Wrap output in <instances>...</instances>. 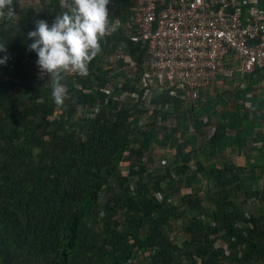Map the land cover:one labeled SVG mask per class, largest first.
<instances>
[{
    "label": "trees",
    "instance_id": "trees-1",
    "mask_svg": "<svg viewBox=\"0 0 264 264\" xmlns=\"http://www.w3.org/2000/svg\"><path fill=\"white\" fill-rule=\"evenodd\" d=\"M40 2L36 10L13 0L19 21L0 20V44L7 48L0 59L8 57L0 64V264H126L145 251L152 252L149 264H264V208H259V217L246 212L249 200L264 204V135L259 132L264 127V94L256 91L264 83L261 70L245 75L244 87H232L240 74L234 72L229 88L214 89L211 99L202 92L188 111L179 112L184 104L178 102L175 109H166L170 99L157 95L150 100L153 117L147 119L137 89L139 76L133 84L114 88L108 72L96 66L101 54L90 62L87 77L74 74L73 82L66 76L61 81L68 98L59 107V118L51 120L57 107L52 82L47 75L39 76L28 33L38 20L51 27L66 9L60 0ZM126 6L127 0H118L109 18L125 21ZM111 35L101 41V53L114 49L107 50ZM126 47L140 75L145 50L127 39ZM93 85H111L114 96L127 95L120 107L111 101L103 105L104 96ZM91 109H98L93 118L73 122L78 110ZM174 113L175 132L188 136L184 145L165 131ZM204 117L216 133L196 148L198 138L190 129L200 134ZM163 138L174 142L179 168L163 167L151 174L144 165L120 175L125 153L126 160L140 159ZM227 150L244 155L245 166L225 159ZM248 151L258 157L251 158ZM219 158L225 159L220 167L215 164ZM194 160L197 174L189 175L187 165ZM176 179L187 187L205 182L207 188L178 195L172 207L169 197L157 200L161 184ZM176 219H183L186 240L173 242L168 236L170 222ZM217 239L229 244L228 258L215 246Z\"/></svg>",
    "mask_w": 264,
    "mask_h": 264
},
{
    "label": "built area",
    "instance_id": "built-area-1",
    "mask_svg": "<svg viewBox=\"0 0 264 264\" xmlns=\"http://www.w3.org/2000/svg\"><path fill=\"white\" fill-rule=\"evenodd\" d=\"M117 1L109 0L108 11ZM124 12L125 21H111L118 24L114 32L121 31L145 50L137 89L147 119L153 117L150 100L157 95L170 99L166 109L175 102L194 106L200 93L219 78L264 70V0H127ZM122 58L133 66L129 56ZM113 90L101 92L117 103L125 99V92L111 97ZM157 124L162 125L160 118ZM164 151L171 152L169 147ZM216 247L229 255L228 244L218 241Z\"/></svg>",
    "mask_w": 264,
    "mask_h": 264
},
{
    "label": "clouds",
    "instance_id": "clouds-1",
    "mask_svg": "<svg viewBox=\"0 0 264 264\" xmlns=\"http://www.w3.org/2000/svg\"><path fill=\"white\" fill-rule=\"evenodd\" d=\"M60 4L66 11L56 15L51 27L45 20H38L35 24V30L28 33V38L34 41L29 48L38 56L36 63L39 68V76L43 79L47 75L51 80L52 98L57 107H62L68 98V89L61 83L65 75L75 74L80 77H87L89 75L88 66L90 62L102 51L101 41L111 35L118 27V24L113 23L109 18L107 8L109 0H60ZM12 5L13 0H0V20H14L16 18ZM6 51V45L0 44V52ZM7 59V56L0 59V64H6ZM73 87L79 90L77 86L74 85ZM108 87L112 88L111 85H106L99 89L93 88L94 91L97 90L98 93L104 96L103 105L111 101L107 95L101 92ZM114 88H117V85ZM207 89L203 92H206ZM83 93L88 94L90 92L84 91ZM111 97L115 98L118 96H114L112 93ZM105 101L106 103H104ZM114 103L120 107L122 101ZM175 108L176 106L171 109ZM246 108L248 109L249 107L246 106ZM97 112L98 109H93L91 116L87 119L93 118ZM175 140L177 144H185L180 134L176 136ZM159 147L163 154L174 155V161H176V146L174 142L171 143L168 139L163 138ZM167 147L170 148V153L164 151ZM188 152V150H185V153ZM125 154L127 156V153ZM161 162H164V165L160 164L162 168H169L165 159ZM191 163L187 165L189 169ZM178 166L180 167V164ZM175 182H177V179ZM148 252L152 255L151 251ZM230 254L231 248L228 256H225L223 252L225 258H228Z\"/></svg>",
    "mask_w": 264,
    "mask_h": 264
},
{
    "label": "rangeland",
    "instance_id": "rangeland-1",
    "mask_svg": "<svg viewBox=\"0 0 264 264\" xmlns=\"http://www.w3.org/2000/svg\"><path fill=\"white\" fill-rule=\"evenodd\" d=\"M45 2H47V0H42V4ZM24 4H29L28 7L34 8L36 10H38L41 7L40 0H27V1H25ZM111 12H112V10L108 11V13H111ZM18 19H19V17L17 16V18L14 19V22L19 21ZM121 36L123 37V39H120ZM111 37H112V41L108 45L107 50H110L111 46H113V45H114V49L109 51L108 54L101 53L103 51L102 50L98 54L99 56L101 54L102 55H101V58L98 59L96 66L98 67L100 72H108L107 76L109 77L110 82H112L116 85L117 84L123 85L126 82H130L131 84H133L134 81L136 80V78H138V76H139V71L137 69V64H136L135 60H133L129 56V53L127 52V47H124V44L126 45V37L122 34V32H119L116 35H111ZM121 45H122V48H120ZM125 56L130 57V59L132 60L133 66H130L129 64H127L123 61L122 57H125ZM260 73L262 75H264V70H261ZM73 75L74 74L65 75L68 79L72 78V80H68V83L73 82ZM116 85L114 87H116ZM93 87L95 88L96 85H93ZM225 87H226L225 84H223L219 87L209 88L210 92H205V97L209 98V99L214 98L215 93H214L213 89L215 88V89L219 90L220 92H222V91L227 89ZM262 89H264V86ZM259 90H261V88H259ZM206 94H210V96H212V97H210L209 95H206ZM258 94H260V92H258ZM122 101H124V100H122ZM191 106H192V104H188V105L183 106L177 110H179V112L188 111ZM61 113L62 112L59 109V107H56L54 109V113L51 117V120H53L55 118L57 120L59 118L58 116ZM91 114H92V109L91 110H78L77 113L73 116L74 117L73 122H78L79 124H83V121H86L87 118L91 116ZM176 123H177V119H176V114L174 113L173 116L164 124L166 126V130H165L166 133L173 132L175 138L177 135H179V134L181 135V132H175ZM162 136H163V133H162ZM187 138H188L187 135L182 137V140L184 143L187 140ZM168 141H171V140L168 139ZM171 143H173V141H171ZM138 147H139L138 145L136 147H134V150H137ZM160 149L161 148L159 147V145H152L151 150L144 153L140 159L137 158L136 156H133L130 161L126 160V154H125L123 157V162L119 165L120 175L122 177H124L126 175L128 176L129 173H131V169L133 170V168H134V170H137V168H139V166H144V165H145L148 173L154 174V172H156V171L163 170L162 166L160 165L161 164L160 162L164 159L168 163L169 168H171L173 171L176 170L177 168H179V166H178L179 164H176L174 161V157H173L174 155L163 154ZM224 160H222V159L217 160L216 159L215 164L218 167H220L221 162ZM190 169H191L190 171H187L189 175L192 173L197 174L195 164L191 163ZM129 181H131V183H129V187H132V190H133L136 179L132 178ZM173 181H171L170 184L168 181L163 182V184H161V191L156 193V195H155V198L157 200H161V199H163V197H169L167 203L171 207L178 204V203L172 204V201L176 200L178 195L182 196V195L189 194V192L193 191V188H194V190L201 189V192H204L205 188H207V185H205V182H203V184H201L200 186L187 187L181 183H177V182H175V181L173 182ZM162 190H163V192H162ZM109 195H111V194L108 193V196ZM104 196L105 195L103 193V194H101V196L99 198V204L100 205L103 204ZM204 206H207V205L204 203ZM260 207L264 208V204H262L261 202L252 201V200H249L246 202V212H248L254 216L259 217L262 215L261 212H259ZM179 211H181V210H179ZM182 223H183V219L171 220V222H170V226H169L167 233L173 242H179V241H182L184 239L186 240L188 237V235L183 232ZM96 226H97V223H96ZM217 240L221 242L220 239H217ZM149 263H150V252L145 251L143 253L136 254V256L131 261L127 262L126 264H149ZM224 263L229 264L230 261L225 260Z\"/></svg>",
    "mask_w": 264,
    "mask_h": 264
},
{
    "label": "crops",
    "instance_id": "crops-1",
    "mask_svg": "<svg viewBox=\"0 0 264 264\" xmlns=\"http://www.w3.org/2000/svg\"><path fill=\"white\" fill-rule=\"evenodd\" d=\"M228 81H230V80L225 79V78H219L215 83H213V85L210 88L219 87V86H221L223 84H225V86H226L225 88H229V85L227 83ZM247 84H248V79H245V75L238 74V77L233 80L232 87H236V86L244 87ZM263 86H264L263 82L256 86L257 87V90H256L257 93L260 92V94L261 93L264 94V89H262ZM259 88H261V90H259ZM206 92H210V90L207 89ZM206 95L210 96V94H206ZM210 97H212V96H210ZM246 106L249 107V104H247ZM202 123L205 126L203 127V129H202L200 134L199 133L197 134V132L195 133L193 131V128L191 129V132L193 134H195V136L198 138V140L196 142V148L202 146L205 142L209 141L216 133L215 125H211L210 122L207 121L206 117L202 118ZM259 132H261V134L264 135V127L262 129H260ZM257 147L259 148L260 144L257 145ZM187 150L190 151V148L187 147ZM248 152H247V155L250 156L251 158L258 157V153L257 152H255V151H252V152H249V153ZM223 155H224L225 158L230 160L237 167L243 168L245 166V164H246V160L244 158V155L231 154L229 150H227ZM218 160H220V158ZM252 160L253 159H251L250 161H252ZM192 163L195 164V160L192 161Z\"/></svg>",
    "mask_w": 264,
    "mask_h": 264
}]
</instances>
